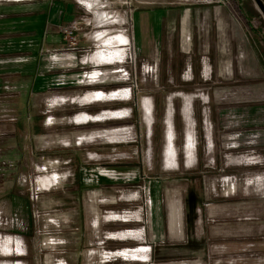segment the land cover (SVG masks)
Instances as JSON below:
<instances>
[{
    "label": "rangeland",
    "instance_id": "374dc122",
    "mask_svg": "<svg viewBox=\"0 0 264 264\" xmlns=\"http://www.w3.org/2000/svg\"><path fill=\"white\" fill-rule=\"evenodd\" d=\"M260 1L7 0L52 7L39 52L67 59L37 99L11 76L17 52L0 60V264H264ZM99 32L125 34L126 54L88 62ZM100 90L118 94L80 102ZM173 191L183 239L169 235Z\"/></svg>",
    "mask_w": 264,
    "mask_h": 264
},
{
    "label": "crops",
    "instance_id": "0c3cea01",
    "mask_svg": "<svg viewBox=\"0 0 264 264\" xmlns=\"http://www.w3.org/2000/svg\"><path fill=\"white\" fill-rule=\"evenodd\" d=\"M11 1V0H10ZM21 1V0H19ZM5 2V3H4ZM14 2V1H13ZM88 4L90 1H87ZM94 2H91L93 4ZM53 11V8L49 7L47 3H11L3 1V3L0 2V60H4L3 58L11 59L13 53L17 52L16 59L12 62V67L9 69L11 76L16 79L17 83L19 85H22V87L27 86V92L26 94L28 96H34L36 97H42L49 93V90L51 89L53 80H52V74L49 73V66L48 64L50 61L54 60L55 62H62V60H66V55H64V58L61 57V55H57V57H53L52 55L46 54H40L39 47L46 46V43L53 42V39L51 38L52 35H48L49 32L45 31L44 28L49 27V20L48 17H51V13ZM105 13V12H103ZM37 16H42L45 19H43V36L45 38H41V34L37 33L36 30V18ZM103 15H101L102 17ZM105 16V15H104ZM55 23V22H54ZM54 23H51L53 25ZM56 25V24H55ZM16 31L17 33H21L22 36L17 37L19 40L16 44L13 46H5L3 41V34L5 33H12L13 31ZM41 30V29H40ZM39 30V31H40ZM37 35V36H36ZM114 37L110 36L107 37L103 32L97 33L96 38L101 43L103 41L104 43H110L117 44V42H121V45H118L120 47L116 46H110L107 47L109 52H101L99 55L100 58H104L106 60H112L116 54H121L124 52L122 46L125 43V40L128 39L125 34L117 33L116 35H113ZM37 39H40V43H37ZM44 39V43L42 42ZM109 45V44H108ZM105 46H101L100 48H103ZM7 48V49H5ZM67 53V51H65ZM7 56V57H5ZM11 57V58H10ZM53 57V58H52ZM112 58V59H111ZM94 60H98L99 58L97 56H94ZM10 63V61L8 62ZM254 70V71H253ZM5 71V70H4ZM253 73H258L257 68L254 69L252 67ZM1 68H0V75H1ZM248 75V73H247ZM249 77H255V75L249 74ZM259 77V76H258ZM2 84L3 82L0 81ZM0 84V85H1ZM21 87V86H20ZM103 92H89L83 95V98L80 102L90 103L95 101V96L100 95ZM104 94V93H103ZM102 94V95H103ZM35 99V100H36ZM78 102V101H77ZM33 104V105H32ZM33 107H35V103H31ZM27 106H29L30 109V102H28ZM189 108V102L186 106ZM149 108V105H148ZM150 109V108H149ZM34 121L36 125L34 126L36 129L40 130L41 126L44 125V118L38 114V109L34 110ZM88 120L90 119V115H86ZM94 117V116H93ZM42 123V124H40ZM193 123H189L188 125V131H187V142H186V149H187V157L190 161L193 159L194 155V135L192 133V125ZM172 142V141H171ZM189 144V146H188ZM169 149L167 151L166 160L167 162L171 163V161H174L176 156V149L174 146V143H171L169 145ZM173 197L170 199V208H168V224H169V235L172 239H183L184 238V209H183V203L182 200H180L179 193H175L173 191ZM127 255L128 251L123 252V254ZM125 255V256H126Z\"/></svg>",
    "mask_w": 264,
    "mask_h": 264
},
{
    "label": "bare ground",
    "instance_id": "6f19581e",
    "mask_svg": "<svg viewBox=\"0 0 264 264\" xmlns=\"http://www.w3.org/2000/svg\"><path fill=\"white\" fill-rule=\"evenodd\" d=\"M107 37H105L104 39H106V38H108V37H110V36H112V37H114L112 34H108L107 32H103ZM95 38H96V36H95ZM96 40H97V38H96ZM101 44H103V46H105V47H103V48H101L102 50H100V51H98L97 53H95V54H93L91 57H89L88 59H87V61L88 62H93V63H100V61L101 60H103L104 61V63H113V62H108L106 59H104V58H100L101 56L99 55L101 52H107V50L105 51V50H103V49H105V48H107V47H110V46H116V47H120V46H118V45H121V42H117V44H112V42H110V43H104L103 41H101ZM109 44V45H108ZM124 46H122V48H123V50H124V52L126 51V45H125V43L123 44ZM124 52L123 53H121V55H124ZM108 54L109 53H111V52H107ZM117 55H120V54H116V56ZM94 56H97L99 59L98 60H94L93 58H94ZM95 75L97 74V73H95V71L93 72ZM94 75V76H95ZM123 254V253H122ZM125 255H126V253H125Z\"/></svg>",
    "mask_w": 264,
    "mask_h": 264
},
{
    "label": "built area",
    "instance_id": "2783aa9c",
    "mask_svg": "<svg viewBox=\"0 0 264 264\" xmlns=\"http://www.w3.org/2000/svg\"><path fill=\"white\" fill-rule=\"evenodd\" d=\"M11 1H19V0H11ZM21 1H26V0H21ZM27 1H32V0H27ZM127 46V45H126ZM126 54V51L124 52V55ZM95 71V70H94ZM93 71V72H94ZM100 72V71H99ZM95 74L94 73H90V74H87V77L88 78H92V79H94L95 78V76L96 77H99V76H101V73H98V74H96L95 76H94ZM97 92H103L104 94H105V96H103V98L104 97H106L107 95H109V96H117V94H118V92L116 91V92H109V93H106V92H104V91H102V90H100V91H97Z\"/></svg>",
    "mask_w": 264,
    "mask_h": 264
},
{
    "label": "water",
    "instance_id": "95a60500",
    "mask_svg": "<svg viewBox=\"0 0 264 264\" xmlns=\"http://www.w3.org/2000/svg\"><path fill=\"white\" fill-rule=\"evenodd\" d=\"M260 6H261V9L264 11V4L262 1H260Z\"/></svg>",
    "mask_w": 264,
    "mask_h": 264
},
{
    "label": "trees",
    "instance_id": "16d2710c",
    "mask_svg": "<svg viewBox=\"0 0 264 264\" xmlns=\"http://www.w3.org/2000/svg\"><path fill=\"white\" fill-rule=\"evenodd\" d=\"M34 130L38 132V129H36L35 127H34Z\"/></svg>",
    "mask_w": 264,
    "mask_h": 264
}]
</instances>
